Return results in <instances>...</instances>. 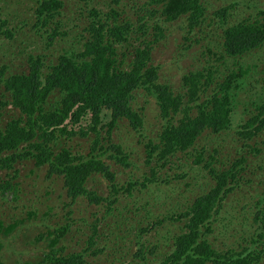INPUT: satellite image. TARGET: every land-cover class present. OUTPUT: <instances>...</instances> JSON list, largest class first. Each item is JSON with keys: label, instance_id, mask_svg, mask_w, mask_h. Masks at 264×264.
<instances>
[{"label": "trees", "instance_id": "trees-1", "mask_svg": "<svg viewBox=\"0 0 264 264\" xmlns=\"http://www.w3.org/2000/svg\"><path fill=\"white\" fill-rule=\"evenodd\" d=\"M249 3L240 0L241 9L247 14L245 17L238 15L228 19L227 4L213 11L220 20L222 31L219 38L223 53L218 59L233 58L235 63L244 54H257V48L264 44L263 22L257 20ZM15 7L14 0H0V52L9 55L11 51L8 62L15 60L13 47L20 42V36L14 35L12 26L8 25L12 17L18 16ZM62 7V0H40L34 11L37 22L45 26L50 16L61 15ZM203 10L201 0H97L91 7L84 1L75 19L60 18L64 26H75L78 34L80 23L88 20L84 32L89 33L91 39L85 40L83 45L81 43L79 49L65 50L47 63L42 52L46 45L38 54L26 53L22 50L26 47L20 46L21 50L17 51L20 54L19 70L7 73L8 63L0 65L3 90L0 94L9 97L0 100V108L10 104L15 110L12 114L9 112L12 109L7 113L0 112L5 118L0 125V170L14 169L19 161L31 160L36 167L46 165L48 175L62 177L66 193L71 196L70 203L77 196L88 193L85 194L88 202L102 204L104 201L107 212L120 207L117 202L122 195L133 196L134 191L148 193L152 190L150 185L169 182L170 175L158 179L155 168L166 164L172 168L170 156L177 151L191 149L188 156L199 162V156L202 157L207 150L209 160L204 161L203 167L207 171L205 177L210 176L213 182H204L199 193L189 197L186 204L176 199L166 210L169 219L179 222V229L163 238L172 241V247L156 264H260L264 249L253 247L257 240L264 246L262 209L254 211L252 220L255 225L240 238L247 243L245 250L237 248L234 242L218 250L205 237L213 230L210 220L213 212L219 211L221 200L224 202L228 191L236 187L247 157L240 154L238 158L221 163L216 158L220 143H213L210 150L208 141L199 143V140L220 134L229 137L233 143L240 141L239 148L258 149L250 142L264 129V96L260 103L253 98L256 111L243 123L231 127L233 102L237 99L232 90L238 86L242 67L236 72H225L221 78H217L210 66L188 71L181 76V86L175 91L167 83L157 82L161 64L152 62V49L163 37L164 23L185 17V25L191 30L203 20ZM10 11L13 12L8 15ZM41 12L51 14L42 16ZM258 14L264 15V8L259 9ZM226 19L231 23L222 27ZM120 41L123 46L117 48ZM124 46L127 50L122 49ZM4 73L8 75L3 77ZM138 89L152 95L157 104L155 117L160 120V127L153 137L146 133L150 118L146 117L145 105H134ZM103 109L109 110L110 114L109 120L102 123ZM87 115L88 122L79 131L74 130L72 127ZM66 119L68 121L64 123ZM127 127L131 130H126ZM77 132L88 143L84 153H73L68 147V143H75L73 136ZM131 142L142 143L144 148L143 160L147 170L141 172V188H136L137 180L133 177H129V182L117 181L118 172L132 165L138 168ZM94 175L103 176L107 181L106 196L97 194L96 190H87L86 182ZM182 175L174 171L171 177ZM9 191L15 195L9 180L1 179L0 192L5 195ZM2 194L0 204L5 202ZM135 199L139 196L135 195ZM32 205L26 208L29 211L25 215L28 220L34 219L36 225L37 231L31 237L22 234L18 238L19 226L26 225L23 217H11L10 220L0 217V264L6 263L3 255L13 260L11 264H85L89 251L102 250L96 249V223L91 222L88 223L89 235L76 226L77 239L82 241L81 231L84 244L80 242L78 250L67 252V244L64 245L62 240L68 242L67 236L75 227L77 218L72 216L73 211L67 209L54 219L56 213H51L52 205H47L46 209ZM131 205L129 209L123 206L122 213L126 214L121 215L123 221L119 222L121 236L131 234L122 225L131 212L133 215L140 210L150 212L147 201ZM144 217L142 215V222ZM136 219L139 221L140 217ZM115 222L116 219L112 221L113 225L118 227ZM147 226L138 231L149 230ZM132 236L139 246L135 255L140 259H143V252L152 253L158 248L157 244H145L141 234L132 233ZM18 240L25 246H39L40 250L32 260L21 263L22 253L11 257L10 254L17 253L14 243ZM92 246L94 249L90 250Z\"/></svg>", "mask_w": 264, "mask_h": 264}, {"label": "rangeland", "instance_id": "rangeland-1", "mask_svg": "<svg viewBox=\"0 0 264 264\" xmlns=\"http://www.w3.org/2000/svg\"><path fill=\"white\" fill-rule=\"evenodd\" d=\"M14 1L16 2L17 7H15V10H18V12L16 11L18 16L12 17L8 25L12 26L10 28L13 29L14 35L20 36V42H17L18 45L13 47L14 53H16L15 60L8 62L11 51L9 55H4L3 52H0V65L8 63L7 73L20 69L17 64L20 62L18 60L20 54L17 53V51L21 50L20 46L26 47L22 49L26 53L31 51L38 54L41 53V47L46 45V49L42 50V52L45 53L47 63H50L63 51L72 48L79 49L81 43L83 45V42L91 39L89 33L84 32L88 20L80 23L78 34L75 26H64V22L60 18L75 19L79 15V6H82L84 1L91 7L97 0H62L63 7L60 11L62 12L61 15L59 14L60 17L58 15L50 16L45 26L37 22L34 12L40 0ZM34 1L36 3L35 6ZM201 2L204 6V18L199 26L195 25L194 28L189 30L188 26L185 25V17L165 22L164 25L162 23L163 27L166 28L162 33L163 37L156 42L152 49L153 64H161L157 82L167 83L173 90L177 91L181 86V76L188 71L210 66L214 69L217 78H221L225 72L229 70L236 72L242 67L243 74L237 79L238 86L232 90V92L237 94V99L233 102L231 127H236L256 111L252 103L253 98L255 102L260 103V99L264 96V46L257 49V54H244L242 55L243 58L242 56L237 58L235 63H233V58L218 59V55L221 52L223 53L222 41L219 38L222 31L220 20L213 14V11L219 6L227 4L229 6L228 19L238 15L245 17L247 14L242 11L240 0H201ZM248 2H250L249 4L252 6L255 15H257L259 9L264 8V0H248ZM13 11H10L8 15H11ZM50 14L41 12L42 16H49ZM261 19L264 21V15L261 16ZM229 23L231 21L228 20ZM112 44H115L113 38ZM120 46H123L121 41L117 43L116 47ZM122 49H126V46ZM213 52L216 54H213ZM25 67L27 69L26 64ZM6 75L8 74L4 73L3 77ZM0 91H3L1 84ZM4 99L8 100L9 97H2L0 94V100ZM134 105H145L146 117L150 118L148 125L151 132L150 136H155L156 130L160 127V120L155 117L157 113L155 98L138 89ZM10 109H12V111H9L11 114L15 113L10 104L3 105L0 108V112L7 113V110ZM109 114V110H102V123L109 120ZM87 117L89 119V115H87L86 118L72 128L79 131L80 127H83L88 122ZM67 121L68 119L64 123ZM4 122V116H0V125H3ZM82 138L80 132H77L73 136L75 143H68V147H71L73 153L85 152V147L88 143ZM207 141L210 150L213 143H220L218 145L219 153L216 158L221 163L226 162V159L230 161L238 158L240 154L246 155L247 163L240 169L236 187L228 191L229 193H227L224 202L221 200L219 211L213 212L210 218L213 230L207 232L205 237L218 250L224 249L227 244L233 242L237 248L244 249L247 247V243L240 238L245 236L247 229L255 225L252 220L254 211L262 209L264 212V129L254 141L250 142L254 147H258L256 150L250 149L248 151L247 148H239L241 145L240 141L233 143L229 137H222L220 134L211 135L210 139L201 138L199 143ZM76 143L79 144L76 145ZM131 146L134 149L133 157L138 164V168L132 165L129 168H125L122 172H118L117 181L120 180L125 183L129 182V177H133V179L137 180L136 188H141V172L145 168L143 160L145 155L142 151L144 148H142V143L135 144L131 142ZM209 153L205 150L202 157L199 156L200 161L194 162L188 155L177 151L175 155L170 156L173 162L172 168H168V165L155 168V175L159 177L158 179H164L169 174V182L150 185L149 187L152 190L148 193L134 191L133 196L122 195L117 202L120 207L117 210L114 208L113 211L109 210L107 212L104 201H101L102 204L88 202L86 199L87 195H85L88 193L77 196L75 201L70 203L71 196L67 195L61 176L48 175L46 165L36 167L31 160L19 161L14 167L16 171L14 169L0 170V180H9L15 191V195L10 191L6 192L5 195L0 192V195L2 194L5 199V202L0 204V217L5 220L8 218L10 220L11 217L16 219L23 217L22 219H26V212L29 211L26 208H29L30 204L39 205L44 209H46L47 205H52L53 210L51 209V213H56L53 216L54 219L59 218L65 210L71 209L73 211L72 216L77 218V220L74 222L75 227L67 236L68 242H65L66 239L62 240L64 245L65 243L67 244V252H69L68 250H78L80 242L84 244V234L81 231L82 241L77 239L76 226L79 225L82 231L89 235L91 231L88 229V223H96V235L94 237L96 249L101 248L102 250H95L92 246L90 250L94 249L95 254L89 251L88 255H86L85 264H156L172 247V241L170 242L168 239L164 240L163 238L170 237L173 232L175 233L179 229V222L169 219L166 216V210L176 199H179L182 204H186L189 197H194L199 193L201 186L209 178V176L208 178L205 177L207 171L203 167L204 161L209 160ZM116 165L118 166V164ZM174 171L183 175L176 178L171 177ZM104 179L100 175L89 177L86 182L87 190H96L97 194L106 196L108 187L106 185L107 181ZM149 182L151 181L147 183ZM209 182L211 184V181ZM135 195H138L139 199H135ZM13 196H16V198H13ZM152 197L155 198L152 199ZM146 201L150 212L147 214L140 210L135 215L131 212L125 219V223L122 224L125 225V229L131 234L121 236L120 224L123 221L121 215L126 214L122 213L124 211L123 206H128L127 209H129L133 203ZM133 211L135 210L133 209ZM142 215L145 216L143 222ZM138 217H140L139 221L136 219ZM114 219H116V224L120 222L118 227L113 225L112 221ZM227 219H230V222ZM24 223L26 224L25 227L19 226L18 238L22 234H26L27 238L31 237L37 231L34 219H26ZM146 225H148L149 230L138 231L141 228H145ZM132 233L141 234L145 244H157L158 248L152 253L143 252V259L136 257L135 252L139 246L134 241ZM14 244L17 253L10 255L15 258L19 253H22L20 255L21 260H19L21 263L32 260L33 256L40 250L39 246L33 244L25 246L19 240ZM253 248L264 249L263 242L257 240V244ZM3 260L4 263L6 262L5 264L13 262L6 255H3ZM260 264H264V254Z\"/></svg>", "mask_w": 264, "mask_h": 264}, {"label": "clouds", "instance_id": "clouds-1", "mask_svg": "<svg viewBox=\"0 0 264 264\" xmlns=\"http://www.w3.org/2000/svg\"><path fill=\"white\" fill-rule=\"evenodd\" d=\"M261 16H262V15H259L258 13H257V15H256V17H258L257 20L260 21V22H263V25H264V21L261 19ZM200 24H201V23H198L197 25L199 26ZM225 24L228 25V20H227V19H226L225 23L222 25V27L225 26ZM194 27H195V26H194ZM194 27H193V28H194ZM263 29H264V27H263ZM263 46H264V44L261 45L259 48H261V47H263ZM259 48H257V49H259ZM121 127L124 129L123 126H121ZM126 130H131V128L127 127ZM118 133H121V132H118ZM146 133L150 136V133H151V132H150V130L147 129V130H146ZM155 134H156V133H155ZM150 137H151V136H150ZM68 145H69V144H68ZM190 151H191V150H190ZM190 151L188 150V151L180 152V153H183V154L188 155V152H190ZM166 165H167V164H166ZM166 165H164V166H162V167H166ZM158 166H159V165H158ZM146 168H147V167L145 166V168H144L143 170H145ZM143 170H142V171H143ZM208 180H209V181L212 180V179H210V176H209L208 179H206L205 184H207V183L209 182ZM212 182H213V181H212ZM212 182H211V183H212Z\"/></svg>", "mask_w": 264, "mask_h": 264}]
</instances>
